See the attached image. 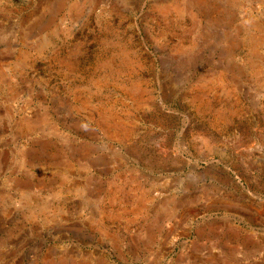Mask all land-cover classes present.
<instances>
[{
	"label": "rangeland",
	"instance_id": "374dc122",
	"mask_svg": "<svg viewBox=\"0 0 264 264\" xmlns=\"http://www.w3.org/2000/svg\"><path fill=\"white\" fill-rule=\"evenodd\" d=\"M0 264H264V0H0Z\"/></svg>",
	"mask_w": 264,
	"mask_h": 264
}]
</instances>
